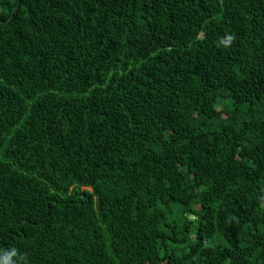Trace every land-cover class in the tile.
I'll list each match as a JSON object with an SVG mask.
<instances>
[{
    "label": "trees",
    "instance_id": "16d2710c",
    "mask_svg": "<svg viewBox=\"0 0 264 264\" xmlns=\"http://www.w3.org/2000/svg\"><path fill=\"white\" fill-rule=\"evenodd\" d=\"M0 264H264V0H0Z\"/></svg>",
    "mask_w": 264,
    "mask_h": 264
}]
</instances>
